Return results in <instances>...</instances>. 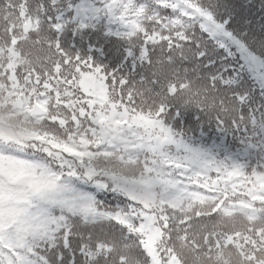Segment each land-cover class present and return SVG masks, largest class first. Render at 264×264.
Instances as JSON below:
<instances>
[{
	"label": "snow or ice",
	"instance_id": "snow-or-ice-1",
	"mask_svg": "<svg viewBox=\"0 0 264 264\" xmlns=\"http://www.w3.org/2000/svg\"><path fill=\"white\" fill-rule=\"evenodd\" d=\"M0 264H264V0H0Z\"/></svg>",
	"mask_w": 264,
	"mask_h": 264
}]
</instances>
